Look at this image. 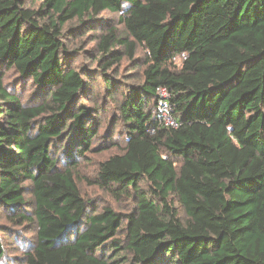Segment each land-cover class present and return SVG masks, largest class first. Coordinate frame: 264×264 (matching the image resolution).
I'll use <instances>...</instances> for the list:
<instances>
[{
	"label": "trees",
	"instance_id": "16d2710c",
	"mask_svg": "<svg viewBox=\"0 0 264 264\" xmlns=\"http://www.w3.org/2000/svg\"><path fill=\"white\" fill-rule=\"evenodd\" d=\"M40 1L35 10L0 0V70L36 88L24 104L0 75V205L23 207L32 183L27 264H121L124 254L134 264H264V0ZM106 12L120 14L126 36L100 23ZM86 30L100 31L86 76L108 93L94 107L84 101L95 89L71 62L82 52L66 42ZM139 48L141 83L122 91L113 72ZM161 87L177 128L157 118ZM112 104L125 146L95 182L132 192L128 214L90 212L74 174Z\"/></svg>",
	"mask_w": 264,
	"mask_h": 264
},
{
	"label": "rangeland",
	"instance_id": "374dc122",
	"mask_svg": "<svg viewBox=\"0 0 264 264\" xmlns=\"http://www.w3.org/2000/svg\"><path fill=\"white\" fill-rule=\"evenodd\" d=\"M25 1L28 7L35 10H38L42 4L40 0ZM98 18L101 20L100 23H104L109 19L112 25L119 30L121 36L127 35L123 25L120 23V14L106 12ZM78 25L79 21L74 20L65 26V30H70ZM97 25L101 26L99 23ZM99 35V30H86L78 37L69 35L66 40L70 50L82 52L81 55H76L71 62L91 82V88L95 89V92L91 95L92 100L88 102L84 101L88 107L100 106L103 103V97L108 95L101 77H97L95 81L94 78L88 79L86 76L88 72L85 70V68H95L96 66L88 59L87 52L95 46L96 41L94 40ZM145 62V52L140 48L137 52L136 63L130 62L127 58L123 59L113 72L118 84L122 85L120 88L122 91H126L128 85L141 83V74L146 68ZM0 75L4 76V83L10 90L21 97L24 104L29 102L33 94L36 93V88L32 85L31 80L27 81L24 88H22L19 84L20 77L14 71L7 72L0 70ZM120 96L121 94L116 97ZM113 105L111 107L105 106L104 108L106 109L99 115L101 127L98 131V137L94 141L92 151L86 155V158L79 159L74 169V174L83 199L90 205V212L100 213L105 208H109L117 213L128 214L135 208L137 202L134 197L131 198L132 192L118 197L112 192L102 189L95 182L100 164L113 155L121 154L125 146L124 127L121 122H118V113ZM99 149L101 151H98ZM61 167L63 169L66 168V164L63 162ZM24 187L26 189V204L23 207L12 211L0 205V240L4 251L0 264H27V256L33 252L36 246L37 225L33 220L34 200L32 183L27 182ZM141 189L146 192L147 184H142ZM19 215H26L31 221L19 220L17 219ZM120 258V260H123V258L128 260L127 263L121 264H134L133 257L129 254H124Z\"/></svg>",
	"mask_w": 264,
	"mask_h": 264
},
{
	"label": "built area",
	"instance_id": "2783aa9c",
	"mask_svg": "<svg viewBox=\"0 0 264 264\" xmlns=\"http://www.w3.org/2000/svg\"><path fill=\"white\" fill-rule=\"evenodd\" d=\"M157 95V118L160 124L168 128H177L178 120L173 112V105L171 102V94L166 88H159Z\"/></svg>",
	"mask_w": 264,
	"mask_h": 264
}]
</instances>
